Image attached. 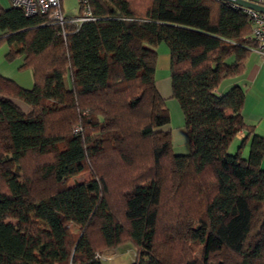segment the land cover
Segmentation results:
<instances>
[{"label":"trees","instance_id":"1","mask_svg":"<svg viewBox=\"0 0 264 264\" xmlns=\"http://www.w3.org/2000/svg\"><path fill=\"white\" fill-rule=\"evenodd\" d=\"M88 2L79 22L0 9L6 59L33 79L0 74V264H102L125 242L126 264H264V135L242 87L219 91L254 46L248 15L227 0ZM160 43L183 154L156 86ZM163 213L174 221L159 233Z\"/></svg>","mask_w":264,"mask_h":264},{"label":"crops","instance_id":"2","mask_svg":"<svg viewBox=\"0 0 264 264\" xmlns=\"http://www.w3.org/2000/svg\"><path fill=\"white\" fill-rule=\"evenodd\" d=\"M262 2H264V0H262ZM10 7L11 3L9 0H0V9H8ZM1 35L2 31L0 30V36ZM161 44L162 43L156 46L157 61L155 77L156 73L159 70H162L164 80L162 84L159 80H156V86L161 96L171 97L170 55L168 47ZM8 49L9 47L6 41H1L0 74L13 80L21 87L30 88L33 84L31 71L28 69L21 70L18 68L21 63L20 57L7 60L6 54ZM234 85H238L244 89V103L241 110L244 120L248 124H253L256 127L255 130L259 134L264 135V59L260 57L259 53H257L254 48L250 49L245 59L241 74L233 78L225 79L221 83L219 91L225 92ZM171 131L174 142H181L186 137L183 125H180V130L176 133V135L174 134L173 128H171ZM244 136L245 132L242 130L236 134L233 139L234 147ZM262 164H264V162H262Z\"/></svg>","mask_w":264,"mask_h":264},{"label":"rangeland","instance_id":"3","mask_svg":"<svg viewBox=\"0 0 264 264\" xmlns=\"http://www.w3.org/2000/svg\"><path fill=\"white\" fill-rule=\"evenodd\" d=\"M62 7H63V14L67 15V16H75L78 13V9H79V5H78V1L77 0H62ZM161 45H165L164 43H162ZM156 80H159L160 83L162 84L163 82V78H164V74L162 72V70H159L156 73ZM165 98V104L166 107L168 109L169 112V116H170V127L173 128L174 130V134L176 135V133L180 130V125H183V114L182 111L179 107V103L178 101L174 98V97H164ZM80 130V123L74 124L71 127V132L72 133H77ZM174 135V136H175ZM185 136V134H184ZM175 139V137H174ZM237 147V144L234 147V142L232 141L231 144L229 145V151L230 152H235V148ZM173 151L175 152V154H183V153H187L188 151V143H187V137L184 138V140H182L181 142H174L173 141ZM105 155L100 156L99 158H97L96 160V168H100V166L102 165V162L105 160ZM91 170H89L88 168L82 172L81 174L75 176V180H83L88 178L91 174ZM72 181H70L71 183ZM115 188H117L118 186L117 183L114 182V184H112ZM115 197V195H113ZM167 219L165 220L164 217V213L162 214V218L161 220V225H159V229L158 232L160 233L161 228H167L166 226L169 225L170 221H174L172 215H168L166 217ZM159 238L161 236V234H159ZM199 247H195L194 250L189 251V255L193 256L194 253H198ZM137 255V249L129 242H125L121 245H119L118 247H113V248H101L100 251V258H101V262L102 264H126L129 262H132L135 257ZM117 257V258H116ZM113 259V260H112ZM232 262V256L228 258V262L227 263H231ZM174 264V263H173ZM182 264H184L182 262Z\"/></svg>","mask_w":264,"mask_h":264},{"label":"built area","instance_id":"4","mask_svg":"<svg viewBox=\"0 0 264 264\" xmlns=\"http://www.w3.org/2000/svg\"><path fill=\"white\" fill-rule=\"evenodd\" d=\"M11 5L20 7L25 15L37 13L47 14L52 20L60 23L66 19L62 12V0H9ZM80 6L79 15L70 17L73 22H79L91 18L89 0H77ZM240 7L248 15L252 23L250 38L254 41V50L264 59V12H260L248 7Z\"/></svg>","mask_w":264,"mask_h":264},{"label":"water","instance_id":"5","mask_svg":"<svg viewBox=\"0 0 264 264\" xmlns=\"http://www.w3.org/2000/svg\"><path fill=\"white\" fill-rule=\"evenodd\" d=\"M241 7H248L260 12H264V2L262 0H227Z\"/></svg>","mask_w":264,"mask_h":264},{"label":"bare ground","instance_id":"6","mask_svg":"<svg viewBox=\"0 0 264 264\" xmlns=\"http://www.w3.org/2000/svg\"><path fill=\"white\" fill-rule=\"evenodd\" d=\"M117 258V257H116ZM113 260V259H112Z\"/></svg>","mask_w":264,"mask_h":264}]
</instances>
